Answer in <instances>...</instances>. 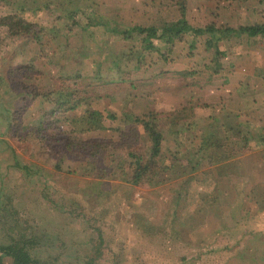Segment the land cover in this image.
<instances>
[{"label":"rangeland","instance_id":"obj_1","mask_svg":"<svg viewBox=\"0 0 264 264\" xmlns=\"http://www.w3.org/2000/svg\"><path fill=\"white\" fill-rule=\"evenodd\" d=\"M182 7L197 28L264 23V0H0V245L29 241L42 264H264V39L190 32L142 55L137 31L113 30L172 23ZM10 15L37 36L22 24L11 33ZM80 61L83 75L100 67L104 76L92 102L103 130L87 132L81 109H57L53 91L67 89ZM154 111L166 162L186 172L135 185L119 165L129 171V148H150L135 119ZM175 111L182 135L171 127ZM227 123L242 126L248 148L222 167L202 160L191 169L198 158L188 150L221 137ZM134 126L139 135L127 142L122 132ZM91 137L114 138L116 148L91 158L83 147Z\"/></svg>","mask_w":264,"mask_h":264},{"label":"trees","instance_id":"obj_2","mask_svg":"<svg viewBox=\"0 0 264 264\" xmlns=\"http://www.w3.org/2000/svg\"><path fill=\"white\" fill-rule=\"evenodd\" d=\"M8 19L10 20L9 27L11 28V33H13L15 29H18V25L22 24L23 29H20L21 33H23L24 30L33 38L37 36V30L34 29L33 23L29 22L23 17L15 18V16L10 15ZM89 21H92V19H89ZM99 23L104 26H108L109 21L105 23L104 21H99ZM113 30L114 32L123 33L125 38H128L133 31H137V34L142 36V38L139 39L140 43H142V51H140L139 53H141L142 55L145 51L148 50H157L158 52H161V48L157 47L159 44L161 46V44H163L164 42L172 43L174 39L179 37L181 34L190 32L193 33L194 36H199L207 32L213 34L214 32L218 31L220 33V35L216 37L218 40L223 38L229 39L232 36L241 35H248L249 37L255 39H264V23L227 26L225 28H215L212 25H208L205 28H197L188 23L187 19L185 18L184 7H182L181 18L172 23L163 22L160 26L151 25L147 27L136 25L131 30L123 31H120L119 29H117V27H115L113 28ZM31 32L34 33L32 34ZM213 38H215V35L213 36ZM154 40L159 41V43H156ZM218 53L219 59L220 55L222 56L223 53L220 52V50ZM131 54H123L120 57L124 58L125 56H128L129 58H131ZM142 55H139V58H141ZM161 55L165 59L167 58L165 53H161ZM141 62V60L137 62L136 66H138V68L141 67ZM81 63L82 62L80 61V63L76 65V69H73L72 75L67 76V79L72 81L69 85H66L67 89L61 88L58 91H53L59 96L56 100L58 107L57 109L63 110L64 112H76L77 110L81 109V111L83 110V117L87 125L89 126L87 132H90L93 128H95L96 130H103L105 129L103 121L104 113L100 110L92 108V102L95 98H100V96L102 95V86H100V82L103 81L104 76L100 71V67L97 68L96 71H94L93 75H83L80 68ZM111 68L112 67L110 66L109 69ZM46 95L48 96L49 93ZM46 95L44 97H46ZM178 113H180V111H175L171 113L172 115H169L170 117H168L171 120V127L176 129L175 133L177 135H182L184 131V123L182 124L179 116L175 115ZM9 114L10 117L8 122L9 124H11V121H13L11 111H9ZM109 117L114 118V115L110 114ZM160 117L161 115H159L157 111H154L148 113L144 117H137L135 119V122L137 124H141L140 126L143 128V131L147 133V136L149 138L148 141H150V148L144 152L138 151V149H128L126 155L128 158L127 167L129 168V171H127L126 168L124 169L122 164L119 165V168H121V173L123 175H126L123 176L124 180L135 185H140L141 183H144V180H147L149 184L155 185L165 182V179H160V173H165L169 169L172 170L176 167L182 170V173L186 172L185 163H179V165H176L175 162H166L165 154L163 153V142L165 136L161 129L162 119H160ZM225 126L224 134L221 137H214V135H212L211 141H209L210 139H204L201 145H199L198 149L188 150L189 157H191L192 159L198 158L196 163L191 166V169H197L202 160L207 161L209 164H215L219 165V167H222L225 164H228V160L240 156L244 152V150L248 148L249 138L246 132L242 130V126L240 124H238L237 128H234L233 126L229 127L228 123ZM30 128L27 126L25 129L29 130ZM36 128L37 127L31 128V132L37 133ZM139 131L140 130L137 128V126H134L129 131H123L122 133L123 135H128L127 142H129L131 136L139 135ZM114 141V138L102 139L98 137H91L84 143L83 147L85 148L86 153L89 157L96 158L102 151L105 153V150L108 146H110L112 149L116 148ZM67 148H72L69 150L74 151L76 147L75 145L72 146L70 143H67ZM186 154L187 152H185L184 156H187ZM111 156L113 155L111 154ZM61 157L63 156L61 155ZM96 159L89 160V163L93 165L94 175L96 177H103L106 173V167L102 166L101 161ZM176 160L178 161L179 158L176 157ZM159 162L164 163V165L159 166ZM190 164L192 163H189L187 168L190 166ZM28 245L29 241H22L20 239H14L9 244L0 245V264H6L7 257H10L12 259V264H42L39 258L34 256L32 252L29 251ZM86 264L95 263L94 260H89Z\"/></svg>","mask_w":264,"mask_h":264}]
</instances>
